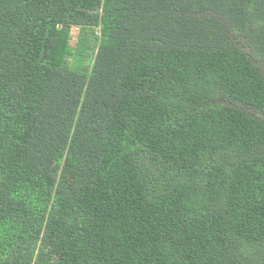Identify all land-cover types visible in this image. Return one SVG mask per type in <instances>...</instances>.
I'll use <instances>...</instances> for the list:
<instances>
[{
  "label": "trees",
  "instance_id": "trees-1",
  "mask_svg": "<svg viewBox=\"0 0 264 264\" xmlns=\"http://www.w3.org/2000/svg\"><path fill=\"white\" fill-rule=\"evenodd\" d=\"M0 264H264V0H0Z\"/></svg>",
  "mask_w": 264,
  "mask_h": 264
},
{
  "label": "rangeland",
  "instance_id": "rangeland-1",
  "mask_svg": "<svg viewBox=\"0 0 264 264\" xmlns=\"http://www.w3.org/2000/svg\"><path fill=\"white\" fill-rule=\"evenodd\" d=\"M76 32H77V29H75V32H72L73 35H72V39H71V41H70L71 44L74 43V40H75V36H74V35H76Z\"/></svg>",
  "mask_w": 264,
  "mask_h": 264
}]
</instances>
